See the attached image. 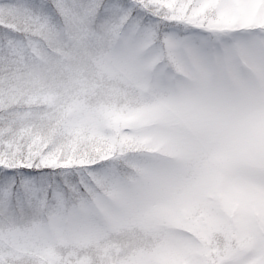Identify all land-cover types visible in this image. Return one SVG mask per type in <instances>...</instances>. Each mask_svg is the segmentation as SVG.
Instances as JSON below:
<instances>
[{"label": "snow or ice", "instance_id": "6c2138e0", "mask_svg": "<svg viewBox=\"0 0 264 264\" xmlns=\"http://www.w3.org/2000/svg\"><path fill=\"white\" fill-rule=\"evenodd\" d=\"M0 264H264V0H0Z\"/></svg>", "mask_w": 264, "mask_h": 264}]
</instances>
